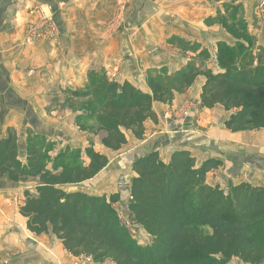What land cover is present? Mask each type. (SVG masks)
Instances as JSON below:
<instances>
[{
	"label": "trees",
	"instance_id": "1",
	"mask_svg": "<svg viewBox=\"0 0 264 264\" xmlns=\"http://www.w3.org/2000/svg\"><path fill=\"white\" fill-rule=\"evenodd\" d=\"M167 43L193 50V45L178 38ZM237 54L219 42L218 72L206 69L202 73L201 66L188 63L171 82L150 75V94L128 82L109 81L102 69H91L84 87L68 90L66 95L92 105L86 113L77 112L91 124L82 129L102 134V146L112 152L126 145V132L142 140L145 122H157L152 104L169 101L171 85L182 91L201 75L205 82L200 108L222 107L229 113L224 127L231 133L264 129V52L256 57L247 51ZM206 55L199 53V57ZM30 134L27 131L23 144L12 129L0 137V180L35 182L33 191H23L19 216L30 234L53 236L71 257L95 264L106 260L112 264H222L219 258L264 264V187L243 183L226 193L211 188L206 176L221 166L220 161L207 159L197 167L189 151L176 150L167 164L160 161L157 151L132 162L133 177L125 187L126 209L151 238L149 245L139 246L112 206L119 199L117 194L107 199L64 190L93 179L109 158L90 149L85 163L71 161L61 163L57 171L49 169L39 147L41 137ZM193 188L197 190L190 196Z\"/></svg>",
	"mask_w": 264,
	"mask_h": 264
},
{
	"label": "crops",
	"instance_id": "2",
	"mask_svg": "<svg viewBox=\"0 0 264 264\" xmlns=\"http://www.w3.org/2000/svg\"><path fill=\"white\" fill-rule=\"evenodd\" d=\"M259 1L0 0V137L5 136L7 129H12L23 144L25 131L30 128L34 134L50 139L65 137L67 143L85 148L86 136L78 133L72 119L66 121L67 116H72L71 112L55 110L53 117L46 113L47 100L52 99L58 89L80 90L89 70L102 69L109 81L128 82L140 92L150 94L146 82L149 70L167 68L170 72H178L193 60V55L168 44L169 39L198 44L200 50L210 54L215 51L213 43L227 40V31L216 21L226 14L224 5L229 2L239 4L249 33L257 43L263 44L264 27L255 25L253 15ZM38 8L43 9L45 17L51 16L54 30L47 29L41 40L27 44V29L37 23L35 11ZM204 82L205 78L198 76L195 87L187 91L192 90L195 99L189 95L183 98V102L189 98L195 100L194 106H190V110L195 109V115L190 111L186 116H178L177 108L183 103L179 98L171 105L154 102L152 109L157 122H145L142 140L135 139L130 132L125 133L127 143L121 150L128 148L127 157L134 161L157 151L160 161L167 164L172 152L186 150L195 158L198 167V152L199 156L204 155L203 152L216 149V144L239 152L233 143H244L248 145L245 153L252 154L259 169L264 160V133H231L223 129L229 113L220 106L199 107ZM214 112L221 115L220 122L209 118ZM61 115L66 117L60 118ZM198 126L207 131L201 133ZM213 128L219 129L222 138H218L220 134ZM258 131L264 132V129ZM206 160V157L201 159V164ZM110 164L83 184L93 182ZM245 166L248 164L242 165L240 171L238 164L236 169V166L232 168L235 178L239 179L236 185L264 187V175L259 172L247 175ZM110 173L106 171L105 175L110 176ZM210 173L206 176L207 183ZM223 174L222 171L221 176ZM27 189L18 183L0 180V264H4L6 257L9 264H65L70 255L60 241L46 235L35 236L26 230L25 220L18 210L23 191Z\"/></svg>",
	"mask_w": 264,
	"mask_h": 264
},
{
	"label": "rangeland",
	"instance_id": "3",
	"mask_svg": "<svg viewBox=\"0 0 264 264\" xmlns=\"http://www.w3.org/2000/svg\"><path fill=\"white\" fill-rule=\"evenodd\" d=\"M264 3V0H260L257 5L254 7L253 15L255 19V25L259 26L258 28L264 27V14H262L259 10V6L261 3ZM225 6V12L226 14L219 17L216 21V23H220L222 26H226L225 30L227 31L226 38L227 40L219 41L223 42L224 45L227 47L228 50L231 51L232 54L238 55L239 51H247L251 53L254 57H256L259 53L264 52V43H257L255 41V38L249 33V26L245 22V20L242 18V13L239 12V4L234 5L231 4V2L228 3V5ZM221 20L219 21V19ZM254 29H256L253 25H251ZM260 30V29H259ZM219 42L213 43L212 48L215 49V51L210 54L206 50H200V47L198 44H193V50L185 51L182 49V52H187L189 55L191 54V60L188 63H195L197 66L202 67V73L206 69H210L213 73L218 72L219 68L217 66L216 62V50H217V44ZM200 52H205L207 55L204 57H199ZM187 63V64H188ZM186 64V65H187ZM185 65V66H186ZM184 66V67H185ZM177 72H170L167 68H160L159 70H149L147 73V80L150 75H156L157 78L162 79L167 82H171L174 80ZM203 76V75H201ZM204 77V76H203ZM147 82V81H146ZM195 85L193 84L191 87L193 88ZM190 88L180 90L178 89L177 85H171V96L170 100L167 101L164 104L171 105L173 100L182 99L181 103L185 100L183 99L184 96L189 95L190 98L195 99L196 94L189 91ZM66 91L68 89H58L56 94H54V97H51L52 99L47 100L46 104V113L49 117H53V111H58L59 113L62 112H71L72 116H62L66 117L67 119L73 120V125L75 128H77L78 133L80 135L86 136V142L87 145L85 148H77L72 145V143H67L65 141V137H62L63 139L58 137H44L40 134H34L32 129L27 128L25 131V139H26V133L27 131L30 132L31 136H38L41 137L39 142V147L41 148V151L43 152L47 162L49 169L58 170L61 166V163L65 162H81L85 163L88 159V150H92L96 153H105L109 157V162H111L110 166L104 170L93 182L87 183V184H81V185H70L65 186L64 190L68 192H76L81 191L89 195L99 196V197H105L108 199V197L112 194L118 195L119 199L117 202L112 203L113 208L116 210L120 220L123 224L126 225V227L129 230V233L132 237V239L137 243L139 246H146L151 243V238L147 235V233L138 225H136L130 218L126 209L127 204V196L128 191L125 188L130 184V181L133 177V173L131 172V164L133 162L132 159H129L127 157L128 155V148L120 149L117 152H109L105 151V148L101 144V137L102 134L96 133V132H84L82 128H90V123L87 121H84L80 119L77 115V112L86 113V111L90 110L92 105L89 103H86L82 99H74L71 98V96L66 97ZM57 96V97H56ZM187 99L185 102L180 104L181 107L177 108V114L178 116H184V113H189L190 111L195 115V109L190 110V106H194L195 100ZM55 111V112H56ZM223 115V114H222ZM87 116L90 117V113H87ZM197 116V115H196ZM196 116L193 117V120L195 121ZM79 118V119H78ZM209 118L214 120H219L221 115H219V112L209 114ZM96 127V126H94ZM199 127V126H198ZM197 128V126H195ZM225 127L223 126V129ZM222 129V130H223ZM90 130V129H89ZM197 130H199L201 133H204V131H207L206 128L203 130L199 127ZM214 132L220 134L221 132L219 129H214ZM250 132V131H248ZM253 133H264L263 131H254ZM223 134V133H222ZM56 136H59L57 134ZM218 138H222V135L220 134ZM217 138V139H218ZM25 141V140H24ZM243 144V145H242ZM233 143L236 148H239V152H231L229 149H225L223 146H217L216 149H210V151L203 152L204 155L199 156V152L196 154L197 156V164L198 167L201 165V159H215L221 162V166L218 168L216 172L210 173V180L207 183L211 188H218L220 191L227 192L228 189L231 187H234L236 185V181H239V179L235 178V175L232 171V168H237V164L239 166V171L241 170L242 165L248 164L247 167V175H255L257 172L262 173L264 175V160L261 162V165L259 166V169L256 165L255 159L253 158L251 153H245L246 150V144L242 143ZM23 150H20V154H23ZM61 157V162L58 161ZM261 157V156H260ZM235 160H238L239 163H236ZM231 168V169H230ZM111 171L110 176L105 175V172ZM224 172L223 180L220 182V176L221 172ZM105 175V176H103ZM221 176V177H222ZM252 176V175H251ZM207 179V178H206ZM103 183H102V182ZM100 182V183H99ZM35 182L31 183H18L20 187H28V191H33V184ZM239 185V184H238ZM237 186V185H236ZM197 188H193L190 192V196L193 195L196 192ZM227 190V191H225ZM22 198V196H21ZM20 229V227H19ZM48 238H52L51 235H46ZM54 247V246H53ZM9 253V252H6ZM8 256V255H6ZM220 262L222 264H245L241 260L237 258H230V259H220ZM4 264H9V259L6 257L4 259ZM56 264H59L56 262ZM63 264V263H61ZM65 264H95L91 262L90 259L87 258H73L71 256L66 258ZM99 264H112L110 261H104Z\"/></svg>",
	"mask_w": 264,
	"mask_h": 264
},
{
	"label": "built area",
	"instance_id": "4",
	"mask_svg": "<svg viewBox=\"0 0 264 264\" xmlns=\"http://www.w3.org/2000/svg\"><path fill=\"white\" fill-rule=\"evenodd\" d=\"M259 10L264 14V3L262 2L259 6ZM35 15L38 16L36 24H32L27 29V34L25 36V41L27 44H32L35 41H39L43 38V34L47 29L54 30V21L51 16L45 17L43 9L38 8L35 11ZM188 113H184L186 116Z\"/></svg>",
	"mask_w": 264,
	"mask_h": 264
}]
</instances>
